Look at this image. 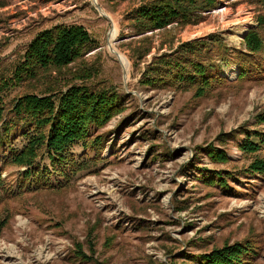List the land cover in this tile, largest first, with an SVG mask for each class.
<instances>
[{
  "label": "rangeland",
  "instance_id": "obj_1",
  "mask_svg": "<svg viewBox=\"0 0 264 264\" xmlns=\"http://www.w3.org/2000/svg\"><path fill=\"white\" fill-rule=\"evenodd\" d=\"M97 1L112 18L114 39L93 0H0V74L23 58L39 33L82 25L100 44L85 58L100 69L92 87L117 93L121 109L93 132L104 142L98 154L75 149L78 158L99 156L94 173L69 182L52 175L54 188L21 190V170L3 172L17 194L0 195V220H8L0 264H196L194 257L238 243H250L258 253L252 264H264V174L247 172L256 157L264 159V144L254 154L240 147L245 132L264 139V74L241 81L240 64L222 65L226 81L204 95L195 87L143 82L155 58L210 35L246 52L244 39L258 27L263 6L219 0L198 25L139 34L129 16L151 0ZM252 59L264 69V52ZM19 93L11 92L7 108ZM21 140L16 134L0 148V170ZM212 146L225 162L209 156ZM218 174L229 190L211 184Z\"/></svg>",
  "mask_w": 264,
  "mask_h": 264
},
{
  "label": "trees",
  "instance_id": "obj_2",
  "mask_svg": "<svg viewBox=\"0 0 264 264\" xmlns=\"http://www.w3.org/2000/svg\"><path fill=\"white\" fill-rule=\"evenodd\" d=\"M219 2L151 0L134 10L129 20L139 34L162 31L172 25L195 26L205 21L206 14L216 10ZM257 2L264 11V0ZM257 18L258 27L252 28L244 39L246 52L230 48L225 39L216 34L210 35L185 43L172 54L155 58L143 82L157 87H195L204 95L226 81L221 78L222 65L240 64L242 70L238 79L241 81L251 79L255 72L263 75L264 69L254 65L252 59L264 52V13ZM98 49L99 42L84 26L58 25L39 33L23 58L7 73L0 74V148L16 134L22 138L21 147L11 146L1 164V196L17 194L1 177L11 168L21 170L22 181L18 185L21 190L54 188L50 182L52 175L69 182L73 176L94 173L91 169L97 167L99 156L78 158L75 149L81 147L98 154L104 142L94 137L93 132L105 127L121 112L117 93L92 87L100 69L85 58ZM16 90L20 93L7 108V98ZM245 134L246 139L240 146L242 151L246 154L260 152L264 139L255 141L253 138L260 136L257 132ZM209 156L218 158L219 162L226 161L224 152L213 146ZM44 160L48 164L40 163ZM247 172L264 174V159L256 157ZM217 179L210 178L211 184L229 190L224 174H218ZM7 221L0 220V237ZM257 255L250 243H238L198 255L194 262L252 264Z\"/></svg>",
  "mask_w": 264,
  "mask_h": 264
},
{
  "label": "water",
  "instance_id": "obj_3",
  "mask_svg": "<svg viewBox=\"0 0 264 264\" xmlns=\"http://www.w3.org/2000/svg\"><path fill=\"white\" fill-rule=\"evenodd\" d=\"M93 1H94L95 5H96L98 11H99L100 14L102 15V17H105L106 19H108V20L111 22V24H112V28H113L111 32H113V31H114V23H113V21H112V18H111L108 14L104 13L105 10H104L102 7L99 6L97 0H93ZM111 32H110L109 38H111ZM109 48H110V51H111L114 55H116L117 57L120 58V54H119V52L116 51V50L112 47L111 42H109ZM119 61H120V60H119ZM120 63H121V61H120Z\"/></svg>",
  "mask_w": 264,
  "mask_h": 264
},
{
  "label": "bare ground",
  "instance_id": "obj_4",
  "mask_svg": "<svg viewBox=\"0 0 264 264\" xmlns=\"http://www.w3.org/2000/svg\"><path fill=\"white\" fill-rule=\"evenodd\" d=\"M104 13L108 14L106 11H105ZM114 29H115V28H114ZM116 34H117V33H116ZM109 35H110V34H109ZM114 37H115V31L111 32V38L114 39ZM117 58L121 61V63H122L124 66H127V61H126V59H125L124 56L120 55V58H119V57H117Z\"/></svg>",
  "mask_w": 264,
  "mask_h": 264
},
{
  "label": "crops",
  "instance_id": "obj_5",
  "mask_svg": "<svg viewBox=\"0 0 264 264\" xmlns=\"http://www.w3.org/2000/svg\"><path fill=\"white\" fill-rule=\"evenodd\" d=\"M109 15V14H108Z\"/></svg>",
  "mask_w": 264,
  "mask_h": 264
}]
</instances>
